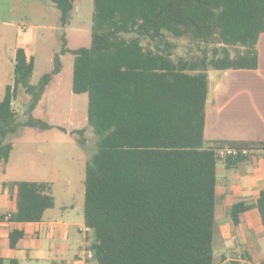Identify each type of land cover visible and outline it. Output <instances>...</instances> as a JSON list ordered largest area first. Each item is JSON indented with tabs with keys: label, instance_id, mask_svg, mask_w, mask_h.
<instances>
[{
	"label": "trees",
	"instance_id": "1",
	"mask_svg": "<svg viewBox=\"0 0 264 264\" xmlns=\"http://www.w3.org/2000/svg\"><path fill=\"white\" fill-rule=\"evenodd\" d=\"M75 2L50 0L59 29L69 24ZM92 2L89 48L69 49L62 33L52 68L37 84H31L30 47L16 49L13 82L0 101V165L12 152L8 136L24 128L53 129L33 112L69 54L71 92L86 95L87 124L96 137L84 177L83 221L92 231L94 253L90 264H214L216 166L241 160H219L216 151L264 152V142L204 140L208 72L257 68L264 0ZM186 37L213 45L211 58L201 51L173 60L169 38ZM20 90L28 98L21 121L13 109ZM72 134L85 149V131ZM17 192L16 211L6 215L11 223L40 222L54 207L48 183L21 182ZM248 208L242 203L231 208L233 225ZM253 208L264 229V192ZM22 238V230H12L8 247Z\"/></svg>",
	"mask_w": 264,
	"mask_h": 264
},
{
	"label": "crops",
	"instance_id": "2",
	"mask_svg": "<svg viewBox=\"0 0 264 264\" xmlns=\"http://www.w3.org/2000/svg\"><path fill=\"white\" fill-rule=\"evenodd\" d=\"M28 37L29 31L17 32L14 55L17 48L30 46L33 41ZM256 50L255 70L208 72L204 125L207 143L264 142V33L258 38ZM10 65L12 72L4 89L12 85L14 59L10 60ZM8 161L0 165L3 205L0 210V259L4 264L10 261L16 264H90L77 260L81 245L92 242V236L82 231L84 221L80 226L78 220L50 216L52 209L44 213L40 222L15 224L9 221L6 215L16 211L18 183L42 182L53 188L56 180L48 176L50 169L37 163L7 165ZM261 192H264V157L261 154L251 153L241 160L218 162L212 234L214 264H226L238 257L264 264V229L258 211L253 208ZM241 203L249 208L241 215L240 223L233 225L231 208ZM14 229L22 230L23 238L10 249L8 234Z\"/></svg>",
	"mask_w": 264,
	"mask_h": 264
},
{
	"label": "rangeland",
	"instance_id": "3",
	"mask_svg": "<svg viewBox=\"0 0 264 264\" xmlns=\"http://www.w3.org/2000/svg\"><path fill=\"white\" fill-rule=\"evenodd\" d=\"M92 17V0H76L70 22L61 30L58 13L50 0H0V101L5 92L4 84L11 76L10 60L14 59L18 31H29V37L33 41L26 47L31 50L27 51V55L34 58L31 84L35 85L51 70L52 58L60 49L62 33L69 49L89 48ZM169 42L174 45L172 59L175 61L200 56L201 51H205L211 58L214 47L187 37L169 38ZM229 52L231 55L236 54L233 49ZM61 62L62 71L51 82L41 103L33 112L35 119L53 126V129L41 131L24 128L17 134L8 136L5 142L11 144L13 150L7 165L37 163L50 169L48 176L54 178L56 184L52 188L54 208L49 215L78 220L82 226L83 178L86 165L96 150V137L87 124L86 95L75 96L71 92L73 57L67 54L61 58ZM27 102L28 98L20 90L13 103V109L20 121L24 119ZM78 130L85 131V149L77 143V135L72 134ZM2 206L0 199V210ZM73 231L78 238L76 229Z\"/></svg>",
	"mask_w": 264,
	"mask_h": 264
},
{
	"label": "built area",
	"instance_id": "4",
	"mask_svg": "<svg viewBox=\"0 0 264 264\" xmlns=\"http://www.w3.org/2000/svg\"><path fill=\"white\" fill-rule=\"evenodd\" d=\"M251 153H259L264 157L263 151L251 152L247 150H237V149L229 148V147L218 149L216 151V157L219 160L246 158ZM82 231L85 235H91L92 233L91 229L87 228L86 226H84ZM91 244L92 242L90 241V242H85L84 244L81 245V249L77 257L78 261L83 262V263H90L93 260L94 253L91 249ZM226 264H262V263H256V262L252 263L243 257H238L237 259L228 261Z\"/></svg>",
	"mask_w": 264,
	"mask_h": 264
}]
</instances>
